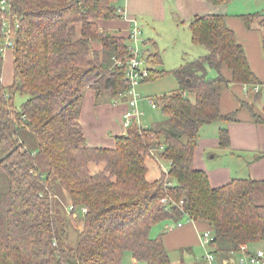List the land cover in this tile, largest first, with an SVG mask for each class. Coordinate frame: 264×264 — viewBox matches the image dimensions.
Masks as SVG:
<instances>
[{
  "label": "trees",
  "instance_id": "1",
  "mask_svg": "<svg viewBox=\"0 0 264 264\" xmlns=\"http://www.w3.org/2000/svg\"><path fill=\"white\" fill-rule=\"evenodd\" d=\"M5 1L11 26L18 28L10 48L13 82L5 87L0 9V264H121L125 252L134 264H174L163 236L184 221L209 226L213 253L221 259L264 241V181L236 179L213 188L193 167L200 129L235 121L236 111L221 112L222 92L232 84H259L222 16H195L188 24L191 43L206 53L169 72L178 89L154 100L164 119L130 125L112 148H102L87 144L79 116L87 90L96 105L128 90V38L96 23L120 20L119 0ZM240 17L247 29L256 23L264 28L259 14ZM143 57L149 65L145 82L168 74L156 69L162 64L156 48ZM209 69L215 77H208ZM257 93L240 107L264 123L253 106ZM17 94L27 97L18 106ZM26 135L36 139L35 149ZM218 140L220 148L228 147L226 129ZM162 160L169 164L166 172ZM149 163L159 171L153 180L147 178ZM51 181L78 212L71 217L79 228L74 249L66 245ZM163 223L162 233L150 236Z\"/></svg>",
  "mask_w": 264,
  "mask_h": 264
},
{
  "label": "crops",
  "instance_id": "2",
  "mask_svg": "<svg viewBox=\"0 0 264 264\" xmlns=\"http://www.w3.org/2000/svg\"><path fill=\"white\" fill-rule=\"evenodd\" d=\"M231 2L232 0L224 4H213L211 0H119L118 10L120 9L124 14L121 16L123 18L120 20H100L96 23L100 30L128 38V43L132 21H135L137 25L139 23V30L142 29L143 24L150 26V31L145 30V37L140 38L142 41L140 47L143 53V51L145 52L144 46L147 47L148 52L158 48V44L164 36L163 33H161L162 35L158 33V29H163L164 25H169L168 23L176 26L178 23L188 26L195 16H222L227 27L235 33L238 43L243 48L248 66L259 81V84L247 85L246 88L259 87L258 99L253 103V106L255 112L264 121V44L262 40L264 28L256 23L247 29L240 17L248 14H259L262 16L259 19H264V0H254L253 6L257 9L253 13L235 10L228 13L227 6ZM148 48H151V51ZM93 49L99 51L100 46L97 45V48L93 47ZM6 51L7 55H3L4 65L1 80L5 87H9L13 82V55L10 49ZM8 55L9 59L6 60ZM6 61L10 63L9 74L4 73ZM139 88L140 85L137 87L138 94ZM244 88L245 85L232 84L221 95V112L227 114L236 111L235 121L205 125L199 132L198 143L193 153V167L205 172L208 183L213 188L221 187L236 179L264 181V123H255L248 110L240 107L241 102L250 103L253 96L256 95L249 89H247L248 92H245ZM145 99L146 97L140 96L139 110L143 109L145 105L150 108ZM127 110L125 99L116 98L110 101L107 96L96 105L94 93L87 90L84 94L79 116L87 144L91 147L112 148L114 137L123 135L125 132L122 126V116ZM141 113L143 116V112ZM220 129H226L228 132L229 145L227 148L219 147L218 133ZM162 163H166L167 167ZM160 165L164 172L168 170L167 161H161ZM65 198L69 203L68 197L65 196ZM70 216L75 218L74 215ZM188 224L187 227L183 225L177 229V232L180 231L183 234H174V236L170 235L175 232L165 234L163 243L167 251L169 242L176 243L173 249L178 250L181 255L178 262L185 263L182 259L184 253L181 250H190L185 253L189 254L191 260L185 264H193L198 262L206 252V248L200 245L199 234L209 231V226L202 222ZM166 226L165 224L162 227V231ZM195 247L202 248L203 254L196 256L193 250Z\"/></svg>",
  "mask_w": 264,
  "mask_h": 264
},
{
  "label": "rangeland",
  "instance_id": "3",
  "mask_svg": "<svg viewBox=\"0 0 264 264\" xmlns=\"http://www.w3.org/2000/svg\"><path fill=\"white\" fill-rule=\"evenodd\" d=\"M253 3H254V0H232V2L230 4H228V6H227V11H228V13H232V11H234V10L240 11V12L241 11H244V12L249 11L250 13H253V11H255V9H257V7L255 8L253 6ZM12 18H14V17L12 16ZM168 24L169 25H164L163 29H158V31H159L158 33H160V34L163 33L164 36H163L162 40L159 42L158 48H157L159 53H160V56H161L162 64L160 66L156 67V69H163L168 74H166L165 76H163L159 79L142 83V85H140V88L138 89V92H139L141 97H144V98L145 97L146 98L151 97V98H153V102H154V100L159 98L158 96L169 94V93L174 92L178 89V86H177V83H176L174 77L169 74L170 71L178 68L184 62L191 61L193 59L201 57L206 53V51L203 47L195 46L194 44L191 43V36H190V32L188 30V26H184V24H179V23L177 26L172 25L171 23H168ZM138 25H139V23H138ZM149 27L146 26L145 24L142 25V27H141L142 29L140 30L142 32V35L139 38L145 37L144 31L145 30L150 31ZM3 32H4V30L2 31V33ZM4 34H7V32H5ZM7 35H9V34H7ZM10 37L13 38L12 33H11ZM3 41H4V38H3ZM97 45L98 44H93V47L97 48ZM144 47L145 48H143V49L145 50V53H147V51H148L147 47L146 46H144ZM148 49L151 51V48H148ZM3 55L6 56L7 51H4ZM7 59H9V55L6 57V60ZM9 72H10V63L8 61H6V67H5L4 73L9 74ZM207 75H208V77H215V72L213 70L209 69ZM245 86H247V85H245ZM252 87L253 88H250V89H253V91L256 90L255 86H252ZM26 98L27 97H25V96H19L17 94L15 96V99H14L15 105L18 106L20 103L25 101ZM140 112H143L144 115L142 117H141V115L139 116V119H138L139 123L136 124L137 126H139V128L150 126L151 124L162 121L164 119L163 115L161 114V112L158 108H156L155 111H152L147 105H145L143 107V109H140ZM124 114H123V116H124ZM123 116H122V118H123ZM123 122H124V118H123ZM123 122H122V126H123ZM133 124L134 123L132 121L130 125H133ZM128 127L125 128L123 126L125 131ZM26 137L28 140V145H29L30 150L35 149L36 139L30 135H26ZM31 144H32V148H31ZM37 161L39 163V168H38L39 171L40 170L43 171L42 170L43 169V167H42L43 163L42 162H44V161H42V159L40 157L37 159ZM162 162H163V160H162ZM162 164L165 167H167L166 163H162ZM40 167L42 169H40ZM148 168H149V173L147 175V178L149 180L155 179L158 176L159 171L156 169V167L152 163L148 164ZM54 182L55 181H51L50 186H51V189L53 190V194L55 196V206H56V210H57V214H58V220H60L62 223H64V228L66 230V235H65L66 245L68 246V248L74 249L77 246L79 230L75 226V224H74L75 221H74V219H71L70 215L78 216V212L75 211L73 214L67 213L68 211H66L65 209L67 207H69L68 205H70V203H68L67 199L65 198V196H66L65 192H63L61 189L56 190L57 185H55L56 183H54ZM59 192H61V194H59ZM64 194H65V196H64ZM263 198L264 197H261V199H259L260 202H262V203L264 202ZM72 218H73V216H72ZM164 225L165 224L163 223L161 225L154 227L150 232V236L155 237V235L157 233L158 234L162 233V227ZM183 225L187 227V225H189V224L188 223L185 224V221H184ZM171 232H175V233H173L170 236H174V234H183L180 231L177 232V229H174ZM175 245H176L175 242H169V246H167L168 255H169L170 260L174 264L188 263L187 261H190L191 258L189 256V254H187V253H184L182 255V259H184L185 263L182 261L178 262V259L180 258L181 255L178 252V250L173 249V247ZM262 246H264V241L258 243L257 245H254L253 249L261 248ZM193 250H194V254L196 256H198L199 254H203V252H204V250H202V248H200V247L199 248L195 247ZM121 264H134L132 259H131V255L129 254V252H125L123 254Z\"/></svg>",
  "mask_w": 264,
  "mask_h": 264
},
{
  "label": "built area",
  "instance_id": "4",
  "mask_svg": "<svg viewBox=\"0 0 264 264\" xmlns=\"http://www.w3.org/2000/svg\"><path fill=\"white\" fill-rule=\"evenodd\" d=\"M8 6L5 0L0 1V9L2 12V28L3 32V44L1 50L6 51L7 49L12 48V37H10L11 33L13 35V30L18 28L16 22H14V26H11L12 23V15L10 12H7ZM121 16L124 14L119 9L117 11ZM123 18V17H122ZM6 27V28H5ZM7 32V34H4ZM140 30L135 21L131 22V32L129 34V43L127 46L128 51L130 52L129 58L125 62L126 72H125V80L128 83V90L122 94L121 99H125L128 110L125 112L123 118V126L128 127L133 121L134 124H138L139 116H142V113L138 109V101L140 99V95L137 93V87L145 82V80L149 76V70L147 67V63L145 58L143 57L142 49L140 47L142 41L140 37ZM256 90L246 88L245 92L250 91L258 92L259 87L255 86ZM150 108L154 109V102L151 98L145 99ZM166 199H162L161 203L165 204ZM68 213L71 214L73 211L72 207H68ZM82 213L85 212L84 209L81 210ZM73 214V213H72ZM180 227V224L177 225ZM200 245L203 248H206V252L201 257V259L193 264H264V246L261 248L249 247L248 245L239 246L237 251L229 253L226 258L221 259L213 253V245L211 244V235L210 232L205 231L202 235L199 234Z\"/></svg>",
  "mask_w": 264,
  "mask_h": 264
}]
</instances>
